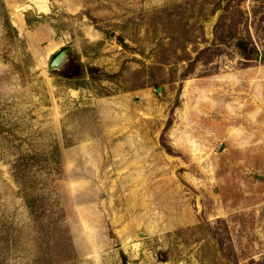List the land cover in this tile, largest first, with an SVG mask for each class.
<instances>
[{"label":"rangeland","instance_id":"rangeland-1","mask_svg":"<svg viewBox=\"0 0 264 264\" xmlns=\"http://www.w3.org/2000/svg\"><path fill=\"white\" fill-rule=\"evenodd\" d=\"M253 4L0 0V264H264ZM229 5L248 66L201 55ZM76 66L94 77H62Z\"/></svg>","mask_w":264,"mask_h":264},{"label":"trees","instance_id":"trees-1","mask_svg":"<svg viewBox=\"0 0 264 264\" xmlns=\"http://www.w3.org/2000/svg\"><path fill=\"white\" fill-rule=\"evenodd\" d=\"M253 6H252V16L254 18L257 17L259 14L260 17L257 19L258 23V33L260 36V40L262 41V49L264 50V0H253ZM259 8L262 9L261 12H259ZM230 9V5L226 8H223V14L218 18L214 28H213V42L211 47L205 48L202 50L201 55H205L208 52H218L221 47H225L227 45L232 46V48L235 50L236 54L239 56L241 63H243L244 66H248L250 63L256 61L255 56L259 53L257 46L252 41L251 37L248 35V33L238 35L236 32V25L235 23L231 24L229 26V22L227 21V17H229L228 11ZM220 53V52H218ZM96 69L94 68H88L87 72L85 73L83 68L81 66H76L74 71L68 75V76H62L64 78L70 79V80H76V79H84L85 75H89L90 78L94 77V72ZM56 163L58 164L57 156L55 157ZM25 204L30 211V213L35 217L40 214V211H42L43 206L39 205V200L32 196L29 197V199L25 200ZM57 208H47V212L49 211L50 216H55L52 218V220H49V222H52V225H58L61 224L60 218H58V212L56 210ZM59 219V220H58Z\"/></svg>","mask_w":264,"mask_h":264},{"label":"water","instance_id":"water-1","mask_svg":"<svg viewBox=\"0 0 264 264\" xmlns=\"http://www.w3.org/2000/svg\"><path fill=\"white\" fill-rule=\"evenodd\" d=\"M70 48H65L61 50L50 62L49 71L50 72H59L63 70L68 63V54L70 53Z\"/></svg>","mask_w":264,"mask_h":264}]
</instances>
